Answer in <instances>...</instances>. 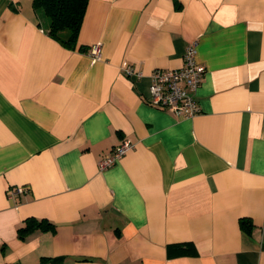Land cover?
<instances>
[{"label": "crops", "instance_id": "obj_1", "mask_svg": "<svg viewBox=\"0 0 264 264\" xmlns=\"http://www.w3.org/2000/svg\"><path fill=\"white\" fill-rule=\"evenodd\" d=\"M47 29L0 0V263L264 264V0H88L75 48ZM194 40L199 110L177 117L147 74ZM29 217L53 228L19 237Z\"/></svg>", "mask_w": 264, "mask_h": 264}, {"label": "built area", "instance_id": "obj_2", "mask_svg": "<svg viewBox=\"0 0 264 264\" xmlns=\"http://www.w3.org/2000/svg\"><path fill=\"white\" fill-rule=\"evenodd\" d=\"M197 41L189 43L183 53V63L176 68L152 69L147 77L148 96L147 101L154 106L162 107L172 112L177 117H193L199 110L196 99V90L203 78L205 68L195 59ZM92 59L101 56V47L97 43L90 46ZM124 71L129 76L141 77L143 73L131 66H124ZM133 147L127 140L121 141L112 151L102 156L97 161L99 169H105L119 160ZM25 191L22 185L14 186L9 190L10 195H16Z\"/></svg>", "mask_w": 264, "mask_h": 264}, {"label": "trees", "instance_id": "obj_3", "mask_svg": "<svg viewBox=\"0 0 264 264\" xmlns=\"http://www.w3.org/2000/svg\"><path fill=\"white\" fill-rule=\"evenodd\" d=\"M88 0H32V6L35 10H41L47 20V33L59 41L62 45L68 48H75L77 43V35L83 19L85 8ZM79 49H83L79 46ZM244 223V221H241ZM41 228L43 230L52 229V223L45 219H35L29 217L17 229L19 237H24L30 230ZM248 229V227L246 228ZM169 251L181 253V244H172L169 246ZM43 260H48V264H59L63 257H43ZM0 264H20L0 263Z\"/></svg>", "mask_w": 264, "mask_h": 264}]
</instances>
